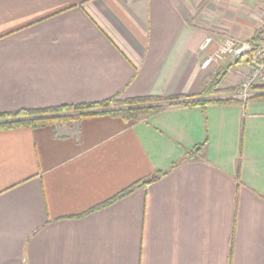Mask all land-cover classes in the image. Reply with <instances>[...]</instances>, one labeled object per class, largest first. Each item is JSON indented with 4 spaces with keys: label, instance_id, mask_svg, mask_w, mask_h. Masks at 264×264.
<instances>
[{
    "label": "crops",
    "instance_id": "1",
    "mask_svg": "<svg viewBox=\"0 0 264 264\" xmlns=\"http://www.w3.org/2000/svg\"><path fill=\"white\" fill-rule=\"evenodd\" d=\"M263 27L264 0H0V113L196 96ZM0 264H264V99L0 131Z\"/></svg>",
    "mask_w": 264,
    "mask_h": 264
},
{
    "label": "trees",
    "instance_id": "2",
    "mask_svg": "<svg viewBox=\"0 0 264 264\" xmlns=\"http://www.w3.org/2000/svg\"><path fill=\"white\" fill-rule=\"evenodd\" d=\"M263 36L264 27L254 34L251 40V45L253 46L260 43ZM253 52L254 50H251L248 53V56H251ZM243 60L244 59L242 58L239 63L243 62ZM226 74L227 73L224 74L223 71L219 72L216 79L212 83L206 85L203 92L196 96H177L171 98L147 96L132 99H122L119 96H114L101 102L61 105L42 109H21L11 113H0V131L21 128L37 129L47 126L55 128L58 125H72L84 118L96 115H111L113 117H120L125 121H138L159 113L173 104H181L190 107L198 105L205 109L209 104L239 103L245 105L255 98L264 99V85L253 88V90H262V94H257L250 98L246 103L231 98L230 96L234 93L235 88H227L226 90L220 88L222 80ZM203 149L204 144L197 146L186 159H191ZM165 174L166 173L158 172L155 176L136 182L111 199L96 206L90 210L88 214L114 204L137 189L147 187Z\"/></svg>",
    "mask_w": 264,
    "mask_h": 264
},
{
    "label": "built area",
    "instance_id": "3",
    "mask_svg": "<svg viewBox=\"0 0 264 264\" xmlns=\"http://www.w3.org/2000/svg\"><path fill=\"white\" fill-rule=\"evenodd\" d=\"M215 41L216 38L214 36H207L202 45V49L206 50V48L215 43ZM246 48H251L254 52L248 57L247 72L244 79L230 96L243 103H246L250 98L257 95L253 88L264 85V36L260 43L253 46L251 44H244L233 37H225L202 64V68L207 69L213 64L227 60L229 57H232L233 60L236 54ZM248 53L245 56H247Z\"/></svg>",
    "mask_w": 264,
    "mask_h": 264
},
{
    "label": "rangeland",
    "instance_id": "4",
    "mask_svg": "<svg viewBox=\"0 0 264 264\" xmlns=\"http://www.w3.org/2000/svg\"><path fill=\"white\" fill-rule=\"evenodd\" d=\"M247 58L249 57L248 55L246 56ZM228 60V59H227ZM227 60H225V61H227ZM230 60H232V59H230ZM225 61H221V62H225ZM229 61V60H228ZM218 75H219V73H218ZM217 75V76H218ZM231 76H233L235 79H238V80H235V79H233L234 81L233 82H229V81H227V83H225V84H222L223 83V80H222V83H221V85H220V88L221 89H223V90H226L227 88H235L236 89V87L241 83V81L244 79V77H245V75L244 76H242L241 74H236V75H231Z\"/></svg>",
    "mask_w": 264,
    "mask_h": 264
},
{
    "label": "water",
    "instance_id": "5",
    "mask_svg": "<svg viewBox=\"0 0 264 264\" xmlns=\"http://www.w3.org/2000/svg\"><path fill=\"white\" fill-rule=\"evenodd\" d=\"M251 51V48H246L245 50L239 52L238 54H236V56L233 58V60L224 68L223 73L225 74L227 72V70L233 66V65H237L240 60L249 52Z\"/></svg>",
    "mask_w": 264,
    "mask_h": 264
}]
</instances>
